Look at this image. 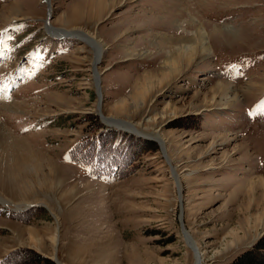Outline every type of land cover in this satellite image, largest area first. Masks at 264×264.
Masks as SVG:
<instances>
[{"label":"rangeland","instance_id":"rangeland-1","mask_svg":"<svg viewBox=\"0 0 264 264\" xmlns=\"http://www.w3.org/2000/svg\"><path fill=\"white\" fill-rule=\"evenodd\" d=\"M94 1L49 0L48 30L44 0H0V123L49 164L29 204L0 179V263L264 264V0ZM199 26L208 57L136 107L160 36ZM219 82L232 103L202 107Z\"/></svg>","mask_w":264,"mask_h":264},{"label":"bare ground","instance_id":"bare-ground-1","mask_svg":"<svg viewBox=\"0 0 264 264\" xmlns=\"http://www.w3.org/2000/svg\"><path fill=\"white\" fill-rule=\"evenodd\" d=\"M94 2L98 6L101 7L103 6L105 9L112 11L114 6H118L120 4L121 0H95ZM50 9L51 7L50 8L48 7L49 15H51L49 13V11L51 12ZM45 25L48 26V30H51L50 24L48 25V23L45 22ZM181 25L182 24L176 25L178 31L183 28ZM84 30L87 32V29ZM87 33L90 35L92 39H95L94 42L96 45H100V43L103 41L97 33H90V32ZM207 35H208L207 31L202 26L197 27V29L194 32H192L191 37L167 38L165 36L159 35L160 38L164 40L167 39L170 42V46L167 51V57L164 60L163 66L161 65V68L160 69L158 68L159 70H154L151 72L144 73L142 80L136 82L130 95V97L135 99V101L136 99L142 98L141 100L136 101L137 104L136 107H139L146 102L147 99L146 96L148 97L152 95L156 90L162 91V88H164L168 84V82L175 81L176 78L179 75H181L183 71L196 65L198 62L205 60L208 57L211 51V47L210 44L207 42L208 41ZM62 39L64 38L62 37ZM100 75L101 74L99 72L97 77L96 89L99 97V98L97 97L98 105L100 108H102V105L100 104L103 102V96L100 88ZM210 90L211 91H209V93H211L210 94L211 98L209 97L210 98V99L208 98L209 100L206 99V102L202 107L213 108L214 105L228 106L232 103L231 98L227 96L229 94V87L227 85L219 82L214 88ZM219 97H222V100H219ZM125 102L126 99H122L119 100V102H117L116 105L121 104V106H119L118 108H122L125 110L126 108ZM170 114L171 116L176 118L180 116L183 117L190 115L194 116L196 112H194L192 106L188 109L186 108V110H181L180 112L175 111V109L170 110ZM103 119H105V117ZM112 122H113L112 124H114L113 126L117 128L116 126L117 123H115L116 121L113 120ZM156 132L157 131H152L151 133L158 139L160 143H163L164 142L163 136L161 134L156 136L157 135ZM44 162H46L45 156L43 157V155L41 156L40 153L35 152L33 148L29 147L22 138L9 133L8 130L5 129L3 125L0 123V177H1L0 179L3 180L7 185L13 184L12 186H14L15 188L14 189L15 193H17L18 191L19 195L23 198L24 203H28V204L31 203V201L26 200V196L28 195L29 192L32 191L31 189L34 188V185L35 186L39 185L41 187H46V188L49 187L47 183L48 182L47 177H49V174H46L43 171V169L45 168V166L43 165ZM46 165L47 166L49 165L48 162H46ZM53 165L54 168L56 169L55 164ZM55 173L57 175V171H55ZM50 176L51 178L53 177L52 171L50 172ZM261 183L264 186V179H261ZM10 188L12 189V187ZM8 191L10 192V190ZM0 194H1V190H0ZM1 195L6 197L4 192ZM6 199L8 198H5V200ZM5 207H9V204ZM181 211H182V207H181ZM52 213L54 212L52 211ZM183 233H184L183 234L184 238H186V240H188V242L190 243L189 246L195 250V253L200 257L201 262H203L201 253L199 252L198 247H196V244L192 239V237L190 236L189 232L185 231ZM53 240L55 247L58 238L55 236Z\"/></svg>","mask_w":264,"mask_h":264},{"label":"trees","instance_id":"trees-1","mask_svg":"<svg viewBox=\"0 0 264 264\" xmlns=\"http://www.w3.org/2000/svg\"><path fill=\"white\" fill-rule=\"evenodd\" d=\"M105 141V140H104ZM104 142H103V140H101V145L103 144ZM112 148H111V146H100L99 147V155L101 156L100 157V161H103L104 159H105V156H106V154H107V152L108 151H110ZM129 157L131 156V155H128ZM124 159H126L125 157H124ZM25 215H26V213H25ZM28 215V214H27ZM14 216H16V217H18L19 215L18 214H14ZM27 217H25V219H26ZM258 247H262V248H264V245L262 244V243H259L258 245H257ZM34 257V262L35 261H37V262H39V260L41 259L40 257H38L37 255H35V256H33ZM7 258V257H6ZM6 258H5V260H1L2 262L0 263V264H19V262L18 261H14L13 263H11V262H8V260H6ZM234 264H240L239 262H236V263H234ZM242 264V263H241ZM243 264H253L252 263V261H247V262H245V263H243Z\"/></svg>","mask_w":264,"mask_h":264},{"label":"water","instance_id":"water-1","mask_svg":"<svg viewBox=\"0 0 264 264\" xmlns=\"http://www.w3.org/2000/svg\"><path fill=\"white\" fill-rule=\"evenodd\" d=\"M47 4H48V7L50 8V2H49V0H44ZM50 18H51V15H49L48 14V12H47V19H46V23H48V25L50 24ZM97 92V91H96ZM144 139H147V140H154V139H152L151 137H145ZM36 205V204H35ZM32 206H34V205H30V206H28V207H26V208H24V209H17V210H15V211H23V210H27V209H29V208H31ZM182 214V213H181ZM181 217V216H180ZM184 227V226H183ZM182 227V228H183Z\"/></svg>","mask_w":264,"mask_h":264}]
</instances>
